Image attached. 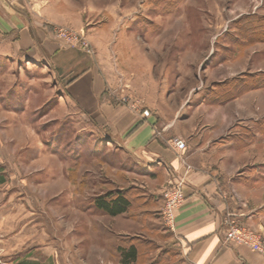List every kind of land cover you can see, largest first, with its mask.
<instances>
[{"label": "rangeland", "instance_id": "1", "mask_svg": "<svg viewBox=\"0 0 264 264\" xmlns=\"http://www.w3.org/2000/svg\"><path fill=\"white\" fill-rule=\"evenodd\" d=\"M89 1L94 5L85 24L67 27L73 34L67 41L99 63L128 97L177 120L195 117L201 105L204 125L211 105L240 101L226 106L228 119L215 137L242 145L231 151L234 164L227 171L241 205L255 214L240 222L264 241V0ZM64 80L33 55L0 54V207L9 202L63 238L67 209L80 205L79 198L67 197L68 174L78 189L88 184L92 197L122 190L134 207L146 201L152 231L169 236L166 197L154 188L157 180L142 175L151 169L131 162L79 113L67 115L59 96ZM138 193L145 198H134ZM142 226L132 222L121 245L161 243L156 259L174 251Z\"/></svg>", "mask_w": 264, "mask_h": 264}, {"label": "crops", "instance_id": "2", "mask_svg": "<svg viewBox=\"0 0 264 264\" xmlns=\"http://www.w3.org/2000/svg\"><path fill=\"white\" fill-rule=\"evenodd\" d=\"M91 5L89 0H0V54L33 55L58 72L65 78L59 96L67 105V115L71 111L79 113L124 150L131 162L151 169L142 175L150 182L157 180L154 188L162 197L178 187L185 199L174 209L173 221H166L170 234L165 237L153 232L146 221L151 215L146 201L134 207L130 200L127 212L110 216L92 203L84 204L98 195L89 194L88 184L78 189L67 174V197L79 198L80 205L67 209L69 222L64 237H56L54 229L40 225V218L22 215L21 209L8 202L0 207V262L122 264L121 237L131 232L128 226L132 222H140L152 237L171 242L174 251L169 248L167 254L156 259L163 250L161 243H134L138 247L136 264H264V254L223 243L231 218L247 222L255 216L241 205L227 171L233 163L231 151H239L242 145L215 137L228 119L224 114L228 105L240 101L236 99L225 107L211 105L213 110L204 111V125L198 121L201 112L203 115L201 105L195 117L193 114L177 120L128 97L99 63L82 53L79 45L58 34L61 27L81 28ZM175 138L186 142L184 150L175 147ZM1 180L0 184L4 182ZM179 181L181 185H177ZM82 182L87 183V178ZM134 198L145 195L138 193ZM163 203L165 200L157 208L161 209ZM120 217L127 220V226Z\"/></svg>", "mask_w": 264, "mask_h": 264}, {"label": "built area", "instance_id": "3", "mask_svg": "<svg viewBox=\"0 0 264 264\" xmlns=\"http://www.w3.org/2000/svg\"><path fill=\"white\" fill-rule=\"evenodd\" d=\"M58 34L69 40L73 39V34L66 28H59ZM79 36L84 39V36ZM75 37L78 38L77 35L74 36V38ZM82 44L85 45L84 48H88L89 46L85 40L82 41ZM173 142L175 147L179 150H184L186 147V142L181 138H175ZM177 185H181V181L177 182ZM184 199V194L178 187L172 188L166 193V203L163 207V215L168 223L173 221L174 209L180 205ZM223 243L232 246H245L253 252L264 254V241L260 235L252 229L244 226L235 218H231L227 223Z\"/></svg>", "mask_w": 264, "mask_h": 264}, {"label": "trees", "instance_id": "4", "mask_svg": "<svg viewBox=\"0 0 264 264\" xmlns=\"http://www.w3.org/2000/svg\"><path fill=\"white\" fill-rule=\"evenodd\" d=\"M0 182H2L1 179ZM94 205L105 214L117 216L128 211L131 201L125 191L117 190L96 196ZM119 251L122 264H136L138 258V247L136 244L120 245Z\"/></svg>", "mask_w": 264, "mask_h": 264}, {"label": "bare ground", "instance_id": "5", "mask_svg": "<svg viewBox=\"0 0 264 264\" xmlns=\"http://www.w3.org/2000/svg\"><path fill=\"white\" fill-rule=\"evenodd\" d=\"M52 171V170H51Z\"/></svg>", "mask_w": 264, "mask_h": 264}]
</instances>
